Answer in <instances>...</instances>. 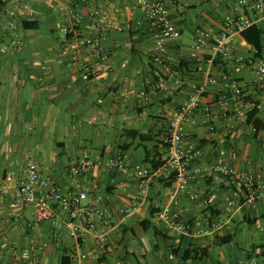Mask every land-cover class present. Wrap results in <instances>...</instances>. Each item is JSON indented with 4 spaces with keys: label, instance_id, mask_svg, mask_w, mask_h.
Returning <instances> with one entry per match:
<instances>
[{
    "label": "crops",
    "instance_id": "crops-1",
    "mask_svg": "<svg viewBox=\"0 0 264 264\" xmlns=\"http://www.w3.org/2000/svg\"><path fill=\"white\" fill-rule=\"evenodd\" d=\"M148 1H164L181 31L177 40L167 42L173 65L164 73L165 90L157 88L154 77L159 69L154 62L156 27L139 0H6L0 13V264H13L22 251H27L22 264H264V187L251 199V190L238 192L231 177L218 171L229 167L264 177V130L256 133L245 123L252 109L230 100V107L240 111L230 118L219 106L223 95L233 98L228 77L248 92L251 102L261 104L258 117L264 121L256 69L235 63L253 55L240 33L233 36L232 58L216 59L212 76L219 83L209 88L186 125V141L199 151L191 164L199 172L186 194L178 191L165 163L152 171L146 195L140 181L124 179L116 170L69 177L75 158L107 159L121 153L123 144L129 145L121 153L129 166L150 168L147 153L164 161V138L174 112L205 81V64L190 57L197 29L219 32L234 13L263 22L242 0ZM61 6L66 8L62 12ZM103 18L120 29L106 30ZM75 23L76 37L66 36L62 27ZM94 35L103 38L110 54L106 65L78 44ZM204 52L211 57L212 46ZM140 91L146 96H139ZM129 130L148 140L129 138ZM31 159L41 166L43 181L50 179L65 190L79 186L93 193L94 184L102 189L113 228L103 242L90 236L80 240L85 259H72L75 240L65 236V227L38 222L34 207L26 206L20 220L10 215L13 198L1 186L15 188L7 173L20 175ZM166 206L193 225L191 236L167 233L158 215L151 217ZM246 215L257 221L246 223ZM226 236L232 239L228 244L218 239ZM176 249H205L208 257L183 261L173 254Z\"/></svg>",
    "mask_w": 264,
    "mask_h": 264
},
{
    "label": "built area",
    "instance_id": "built-area-1",
    "mask_svg": "<svg viewBox=\"0 0 264 264\" xmlns=\"http://www.w3.org/2000/svg\"><path fill=\"white\" fill-rule=\"evenodd\" d=\"M139 3L147 9V13L156 27L154 62L159 69L154 71V77L157 80V88L165 90V74L172 71L173 65L168 53L167 42L169 40H177L181 36V31L172 19L164 1L149 2L148 0H139ZM241 3L248 5L250 11L264 21V0L251 2L242 0ZM65 9L63 6L59 8L61 12ZM101 23L106 30L120 29V27L118 28L104 18ZM254 23H258L256 19H249L234 13L226 17L219 32L213 28H200L196 31L195 45L190 57L197 63L205 64L201 68L205 75V81L174 112L170 121L169 131L164 138V144L166 145L165 165L174 173L177 188L181 194L187 193L190 183L199 172L191 167L192 161L199 151L192 143L186 141V125L199 109L200 101L209 91V88L217 86L219 83L212 76V69L216 59L218 57L224 59L232 58L233 36ZM77 27V23L63 26L62 31L66 36L75 38ZM78 40V44L86 47L100 63H103V65L108 63L110 54L104 45L102 37L94 35L90 38ZM210 45L212 46L213 54L208 58L204 51ZM72 57L77 59L76 51H72ZM235 63L241 66L249 65L255 67L258 89L261 99L264 101V56L254 57L252 55L247 59L237 58ZM225 79L233 94L232 99L227 95L220 97L219 106L225 115L235 118L240 112L238 107H230V100L236 102L239 106H248L251 109L255 107L257 109L261 108L260 103L256 105V102L250 101L248 92L236 80L228 77H225ZM131 92L134 93V89ZM137 94L141 97L146 96L144 91H140ZM262 135L264 137V133ZM108 170L119 171L124 179L133 177L140 181L143 194L146 195L148 193L153 174L151 169L141 163L129 166L121 154L98 160H94L88 155L75 158L69 165V177L73 179L91 175L95 171ZM218 171L231 177L238 192L246 189L251 190V199L254 197L257 188L264 187V177L262 175L237 171L229 167H220ZM6 179L16 182L15 188H10L6 185L1 186L3 193L13 198L10 205L12 209L10 215L15 220H20L26 206H32L35 209L38 222L50 223L56 229L65 227V236L74 239L76 243V251L71 256L74 260H83L87 257L86 254L80 251V240L83 237L90 236L99 242H103L113 228L108 210L103 205L105 199L103 191L97 184H94L93 193L79 186L77 189L65 190L60 186L54 185L50 179L43 181L42 168L37 162L27 163L20 171V175H16L14 171H9ZM49 184L52 186L47 189L46 186ZM191 199H195V197L192 196ZM133 209H129L127 212L131 213ZM157 222L167 233L191 236L194 232L193 225L185 221L181 213L172 206H166L161 211L157 217ZM1 244L2 240L0 238V246ZM26 256L27 251H22L21 256L14 257L13 264H22L21 259Z\"/></svg>",
    "mask_w": 264,
    "mask_h": 264
},
{
    "label": "trees",
    "instance_id": "trees-1",
    "mask_svg": "<svg viewBox=\"0 0 264 264\" xmlns=\"http://www.w3.org/2000/svg\"><path fill=\"white\" fill-rule=\"evenodd\" d=\"M6 5V0H0V13L3 11L4 7ZM241 37L246 41V43L252 48L253 50V56L254 57H263L264 56V21L261 23H254L253 25L245 28L242 32H240ZM70 37V36H68ZM219 61V59H218ZM215 62V63H218ZM191 66L196 65L195 63H191ZM180 66H183L182 63ZM258 105V102L255 103ZM259 109L257 107L253 108L247 115L246 118V125H251L254 127L256 133H259L264 130V121L258 117ZM127 136L129 138H139L140 141H146L148 140V136L146 134H143L139 131L136 130H129L127 131ZM165 149L166 145L164 144ZM119 152H125L129 148L128 144H123L119 145ZM118 153V154H121ZM145 163H148L151 171H157L159 168H161L164 165V161L161 159V156L158 154H149L147 153L146 158H145ZM175 180V177H174ZM214 212V211H212ZM218 214V213H215ZM159 215V212L157 213H152L151 217H156ZM245 221L248 224H254L257 221V218H251L249 216H245ZM145 224H150L149 221H146ZM156 234L158 236H162L163 238H167L166 235L159 233V229L155 228ZM162 234V235H161ZM218 239L224 243L228 244L231 242V236H226V237H218ZM222 239V240H221ZM173 254L175 256H178L183 260V261H202L205 258L208 257L207 250L205 249H186L184 251H181L179 249H176L173 251Z\"/></svg>",
    "mask_w": 264,
    "mask_h": 264
},
{
    "label": "rangeland",
    "instance_id": "rangeland-1",
    "mask_svg": "<svg viewBox=\"0 0 264 264\" xmlns=\"http://www.w3.org/2000/svg\"><path fill=\"white\" fill-rule=\"evenodd\" d=\"M31 162H34L33 159H31Z\"/></svg>",
    "mask_w": 264,
    "mask_h": 264
}]
</instances>
